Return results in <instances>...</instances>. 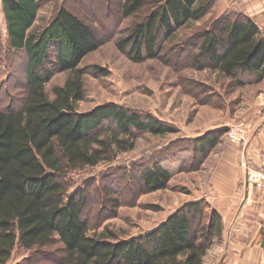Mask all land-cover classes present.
<instances>
[{
  "label": "trees",
  "instance_id": "1",
  "mask_svg": "<svg viewBox=\"0 0 264 264\" xmlns=\"http://www.w3.org/2000/svg\"><path fill=\"white\" fill-rule=\"evenodd\" d=\"M118 4L123 20L148 9L116 43L118 51L141 63L158 59L165 41L203 20L217 0ZM38 10L37 0H1L8 49L25 56V83L21 107L0 109V264H8L16 248L30 253L53 240L62 246L61 264H203L224 228L220 214L206 202L186 204L153 231L128 240L117 241L110 232L89 235L83 193L68 194L62 178L132 151L143 135L165 137L176 131L151 114L112 103L78 113L86 74L78 66L98 48L97 40L89 25L65 6L45 28L33 30ZM209 25L198 37L196 69L217 71L239 85L242 75H264V31L252 19L226 12ZM59 73L69 77L52 88L50 98L45 86ZM222 134L219 130L197 139V152L203 156L213 150ZM170 179L158 165L139 176L146 193L165 189ZM105 193L111 195L109 189ZM119 201L113 197L114 209Z\"/></svg>",
  "mask_w": 264,
  "mask_h": 264
},
{
  "label": "rangeland",
  "instance_id": "2",
  "mask_svg": "<svg viewBox=\"0 0 264 264\" xmlns=\"http://www.w3.org/2000/svg\"><path fill=\"white\" fill-rule=\"evenodd\" d=\"M37 1L39 10L33 30L41 31L58 9L65 6L89 25L97 40L98 48L78 66L86 71L83 77L85 99L75 106L78 113L112 103L151 114L176 131L165 137L143 135L132 151L62 178L68 194L83 193V218L91 227L89 235L110 232L117 241L138 237L159 227L184 205L196 203L189 201L206 202V197L214 193L212 183L221 188L230 184L231 178L236 181L241 170L242 149L240 145L228 143L227 133L229 129L242 126L249 140L253 136L262 118L264 75L260 79L242 75L239 85L217 71L198 70L193 66L198 37L223 14L218 2L203 20L186 25L166 40L158 59L134 63L125 52L118 51L116 43L126 37L148 9L138 17L123 20L118 0ZM24 70V54L8 49L0 0L1 110L21 107ZM68 77L69 73L53 76L45 86L50 98L52 88L62 86ZM219 130L223 131L220 143L201 156L195 141ZM155 165L167 170L171 179L161 191L143 192L140 172ZM105 189H109L111 195H107ZM253 191L264 205V192L255 188ZM113 197L121 201L116 209ZM256 209L260 210L258 206ZM241 223H244L243 217ZM222 232L207 250L203 264L218 259L224 240ZM62 258V246L53 240L30 253L16 248L8 264H61Z\"/></svg>",
  "mask_w": 264,
  "mask_h": 264
},
{
  "label": "crops",
  "instance_id": "3",
  "mask_svg": "<svg viewBox=\"0 0 264 264\" xmlns=\"http://www.w3.org/2000/svg\"><path fill=\"white\" fill-rule=\"evenodd\" d=\"M217 2L223 9V14L242 13L264 31V0H217ZM260 105L262 118L251 136L249 145L241 150L242 159L239 161L241 170L236 175V181L231 178V183L221 188L212 183L214 193L205 199L210 207L220 214L224 223L222 232L224 240L220 254L211 264H257L264 247L262 236L264 205L261 203V197L253 191L254 187L248 182L247 177V169L264 173V102ZM197 201L192 200L188 203ZM256 206L263 210L256 209Z\"/></svg>",
  "mask_w": 264,
  "mask_h": 264
},
{
  "label": "built area",
  "instance_id": "4",
  "mask_svg": "<svg viewBox=\"0 0 264 264\" xmlns=\"http://www.w3.org/2000/svg\"><path fill=\"white\" fill-rule=\"evenodd\" d=\"M242 127V126H241ZM241 127L229 129L227 133V141L229 144L240 145L241 149H245L249 144V136ZM248 182L257 190L264 191V173L256 170L247 171ZM262 236L264 239V223L262 227ZM257 264H264V247L261 250L259 261Z\"/></svg>",
  "mask_w": 264,
  "mask_h": 264
}]
</instances>
